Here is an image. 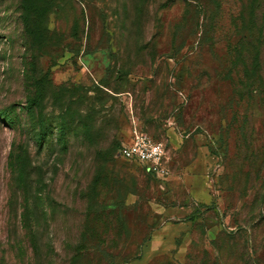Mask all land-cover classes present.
Returning a JSON list of instances; mask_svg holds the SVG:
<instances>
[{
	"label": "rangeland",
	"instance_id": "rangeland-1",
	"mask_svg": "<svg viewBox=\"0 0 264 264\" xmlns=\"http://www.w3.org/2000/svg\"><path fill=\"white\" fill-rule=\"evenodd\" d=\"M0 264H264V0H0Z\"/></svg>",
	"mask_w": 264,
	"mask_h": 264
},
{
	"label": "built area",
	"instance_id": "built-area-1",
	"mask_svg": "<svg viewBox=\"0 0 264 264\" xmlns=\"http://www.w3.org/2000/svg\"><path fill=\"white\" fill-rule=\"evenodd\" d=\"M116 156L143 167L158 179L166 178L170 172L165 144L155 140L135 122L129 128L127 137L120 142Z\"/></svg>",
	"mask_w": 264,
	"mask_h": 264
},
{
	"label": "trees",
	"instance_id": "trees-1",
	"mask_svg": "<svg viewBox=\"0 0 264 264\" xmlns=\"http://www.w3.org/2000/svg\"><path fill=\"white\" fill-rule=\"evenodd\" d=\"M41 133H42V134L40 135L39 140H41V142H42V141L44 142V141H45V138H46V136H45V134H46V133H45V130L42 131ZM118 146H119V144H118ZM118 146H117V148H118Z\"/></svg>",
	"mask_w": 264,
	"mask_h": 264
}]
</instances>
